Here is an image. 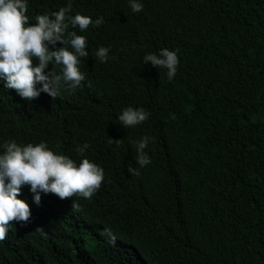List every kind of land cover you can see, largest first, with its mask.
Masks as SVG:
<instances>
[{"label":"trees","instance_id":"16d2710c","mask_svg":"<svg viewBox=\"0 0 264 264\" xmlns=\"http://www.w3.org/2000/svg\"><path fill=\"white\" fill-rule=\"evenodd\" d=\"M142 2L132 12L127 0H73L71 13L97 11L115 28L87 40L91 86L28 105L47 97L21 102L0 84V142L44 140L61 153L87 143L66 154L111 169L78 209L42 196L32 223L0 242V264H264V0ZM65 4L29 0L27 14ZM99 46H110L105 63ZM163 47L181 55L171 81L143 62ZM127 106L151 115L126 129L116 117ZM144 135L151 163L137 176L128 140ZM20 196L32 209L28 187Z\"/></svg>","mask_w":264,"mask_h":264},{"label":"clouds","instance_id":"9594fccd","mask_svg":"<svg viewBox=\"0 0 264 264\" xmlns=\"http://www.w3.org/2000/svg\"><path fill=\"white\" fill-rule=\"evenodd\" d=\"M29 0H0V84L6 90H14L24 100L31 102L41 93L52 98L62 93L73 94L85 80L80 71L81 58H87V39L75 30L85 32L89 25H100L103 18L93 21L92 17L77 12L72 15L73 0L51 14L45 12L30 20ZM132 12L144 8L142 0H127ZM59 42V46H58ZM110 46H99L93 56L100 63L109 60ZM35 61V63L33 62ZM157 70L166 69L169 81L175 78L180 63L177 50L167 47L143 56ZM53 67L48 69L49 64ZM57 69V70H54ZM89 86H91L89 82ZM150 112L143 107H124L116 120L124 128H135L145 122ZM92 138L99 136L91 134ZM153 137L144 135L139 139L129 138L138 167L130 168L133 175L151 163L145 151ZM89 145L77 146L83 154ZM102 166V167H101ZM106 165L91 161L81 155L78 160L54 151L47 141L20 143L15 139L0 142V242L7 238L11 226L27 227L33 221L29 203L21 198L23 187L32 194V204L40 206L42 196L54 195L59 200L70 201L73 209L80 204L76 197L90 200L104 180ZM109 242L115 236L109 230Z\"/></svg>","mask_w":264,"mask_h":264},{"label":"bare ground","instance_id":"6f19581e","mask_svg":"<svg viewBox=\"0 0 264 264\" xmlns=\"http://www.w3.org/2000/svg\"><path fill=\"white\" fill-rule=\"evenodd\" d=\"M73 5V4H72ZM77 11L76 12H74V13H71L72 15H75L77 12H79V13H81V14H83V15H87V16H90V17H92V19H93V21H95L97 18H100V17H102L103 18V23H101L100 25H89L90 27H88V29L85 31V32H80V33H78V34H81V35H84L85 37H86V39L87 40H89L90 39V37H92V36H94V38H97V28H104V27H106V24L112 29V30H115V28H113V26H112V22L108 19V18H106V17H104V16H102L99 12H97V11H92V10H85V11H79L78 9H76ZM85 13H88V14H85ZM168 45H170V44H168ZM87 46H88V44H87ZM170 46H172V47H175V48H177L175 45H170ZM90 47V46H89ZM178 57L180 58L181 57V55H178ZM33 62H35V61H33ZM52 67L53 66H51V67H49L47 70H50V69H52ZM80 67V66H79ZM57 70V69H56ZM90 76H93L94 77V75H93V73L91 72L90 74H89V77ZM89 82H90V84L92 85L93 84V82H94V79H87V77H85V80L84 81H82L81 82V85H89ZM80 85V86H81ZM9 92H11L13 95H15L16 96V93H15V91L14 90H8ZM43 95H45L46 97H47V99L45 100V102L44 103H42V102H40V101H35V102H33V103H29L28 105H33V104H39V105H53L52 104V102L49 100V98H52V97H50L48 94H46V93H43ZM97 97H100V95H97ZM19 101H21V102H23V99L21 98V97H18L17 98ZM83 100V99H82ZM59 104V102H55L54 103V105H58ZM100 109H104V108H100ZM77 146H80V143H78L77 145H75L73 148H71L69 151H75L76 149H77ZM69 151H67V152H65V153H62V154H66V153H68ZM90 151H91V149H90ZM89 151V152H90ZM99 151V149H97V152ZM59 153H61V152H59ZM67 155V154H66ZM69 156V155H68ZM91 156L89 155V153H88V158H90ZM72 158V157H71ZM91 161H93V160H91ZM102 167V166H101ZM111 169H109L106 173H104V179H106V177L109 179L110 178V175H107L108 174V172L110 171ZM42 205V204H41ZM35 207H36V205H34L33 207H32V209H35ZM47 209H49V210H51V211H55V207L53 206V205H48L47 207H46ZM40 210H43V209H40ZM33 217H34V214H33Z\"/></svg>","mask_w":264,"mask_h":264}]
</instances>
